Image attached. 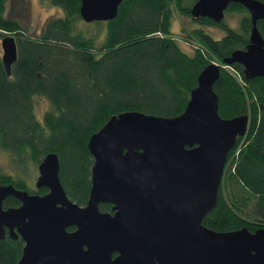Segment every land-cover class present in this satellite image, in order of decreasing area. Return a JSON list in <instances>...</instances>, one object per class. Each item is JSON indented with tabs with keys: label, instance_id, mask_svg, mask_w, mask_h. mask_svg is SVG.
I'll return each mask as SVG.
<instances>
[{
	"label": "trees",
	"instance_id": "trees-1",
	"mask_svg": "<svg viewBox=\"0 0 264 264\" xmlns=\"http://www.w3.org/2000/svg\"><path fill=\"white\" fill-rule=\"evenodd\" d=\"M49 2L63 15L51 18L34 37L18 19L7 16L8 0H0V34L13 35L18 46L11 77L0 57V151L17 174L0 166V185L45 195L47 189L37 191L26 175L30 168L39 169L46 156L56 154L68 197L86 206L94 164L88 149L91 137L123 113L164 118L183 114L206 67L221 65L235 51L246 50L252 22L249 12L237 4L226 11V16L241 15L235 29L225 20L216 24L193 18L191 10L198 0H127L115 20L95 23L105 27V40L98 44L99 34L86 35L82 27L81 0ZM176 17L198 25L182 30L191 53L174 36ZM205 28L221 29L225 35L216 40ZM258 28L264 37V21ZM220 68L214 86L219 115L224 119L248 115L249 125L246 139L238 138L228 155L217 207L203 224L220 233L244 228L254 233L264 229V78L246 80L238 64L230 71ZM37 98L49 102L41 120ZM20 205L14 197L4 202L5 209ZM110 209L101 205L102 211ZM23 248L22 239L1 240L0 264H19Z\"/></svg>",
	"mask_w": 264,
	"mask_h": 264
},
{
	"label": "water",
	"instance_id": "water-1",
	"mask_svg": "<svg viewBox=\"0 0 264 264\" xmlns=\"http://www.w3.org/2000/svg\"><path fill=\"white\" fill-rule=\"evenodd\" d=\"M127 0H81L87 24L111 22ZM231 4L250 14L246 50L224 65L243 67L246 80L264 78V3L258 0H198L195 19L221 24ZM2 62L9 77L18 60L15 38L2 39ZM221 68L200 74L183 114L164 118L128 112L114 116L88 143L94 160L85 207L74 203L60 179L58 155L39 166L30 194L0 185V240L21 237L19 264H264V229L220 233L204 226L218 204L229 153L248 131L249 116L224 119L214 86ZM16 198L21 205L4 208ZM101 204L114 206L102 213ZM76 228L69 232L70 228ZM120 257L112 262V254Z\"/></svg>",
	"mask_w": 264,
	"mask_h": 264
},
{
	"label": "rangeland",
	"instance_id": "rangeland-1",
	"mask_svg": "<svg viewBox=\"0 0 264 264\" xmlns=\"http://www.w3.org/2000/svg\"><path fill=\"white\" fill-rule=\"evenodd\" d=\"M24 5H19V4ZM22 7V8H21ZM63 15V12L60 8L53 6L49 0H27L26 2L24 0H8L7 4V16L13 17L14 19H18L20 23L26 28V31L29 34H32L34 37L41 34L43 29L45 28V25L51 18L61 17ZM241 19V15L238 13H231L228 14L225 17V21L229 26L237 29L239 27V22ZM82 27L85 26L84 32L86 35L89 33L91 36H97L99 34V37L97 39L98 44H102L105 40V34L104 29L105 27H97L95 23L93 24H87L85 22H82ZM184 26L188 29H193L197 27L198 25L192 24L189 20L185 19V17H176L173 24V32L175 38L180 41L181 46L184 48L185 51L191 53L193 48L188 43H185L183 41L187 38H183V28ZM205 30L216 40H220L224 37L225 32L218 28H205ZM4 37H13V35H9L7 33L0 34V57L3 56V50H2V39ZM192 41V40H191ZM219 65L220 63H216ZM220 67L223 66L224 69H227L230 71V68H228L227 65L221 64ZM36 114L38 118L41 120L45 111L49 108V102L45 98H37L36 100ZM247 134L243 137L245 138ZM0 166L2 167L3 171L9 174H12L16 176V167L12 164L11 160L7 155H5L3 152L0 151ZM39 176L38 168H30L26 178L28 184H30L35 189V184L37 181V178Z\"/></svg>",
	"mask_w": 264,
	"mask_h": 264
},
{
	"label": "flooded vegetation",
	"instance_id": "flooded-vegetation-1",
	"mask_svg": "<svg viewBox=\"0 0 264 264\" xmlns=\"http://www.w3.org/2000/svg\"><path fill=\"white\" fill-rule=\"evenodd\" d=\"M37 182V181H36ZM36 185V184H35ZM35 189H36V186H35ZM37 191H39L38 189H36ZM47 193H48V190H47ZM46 193V194H47ZM35 194H39V193H35ZM101 205H109L110 207H111V209L109 210V211H102L101 210ZM99 207H100V211L102 212V213H111L112 215L114 214V212H113V208H114V206L113 205H111V204H101ZM83 207H85V206H83ZM76 230V228H74V227H72V228H70L68 231L69 232H74ZM7 236H10L9 235V231L7 230ZM7 236H6V238H7ZM5 238V239H6ZM18 239H22L21 237H18L17 239H14V240H18ZM1 241V240H0ZM24 242V241H23ZM120 257V253H118V252H115V253H113L112 254V262L113 261H116L118 258Z\"/></svg>",
	"mask_w": 264,
	"mask_h": 264
},
{
	"label": "built area",
	"instance_id": "built-area-1",
	"mask_svg": "<svg viewBox=\"0 0 264 264\" xmlns=\"http://www.w3.org/2000/svg\"><path fill=\"white\" fill-rule=\"evenodd\" d=\"M230 66H228V68H229ZM246 139V137L244 138V140ZM236 148V147H235ZM238 153H239V151H238Z\"/></svg>",
	"mask_w": 264,
	"mask_h": 264
}]
</instances>
